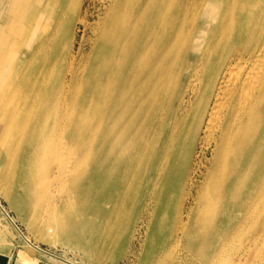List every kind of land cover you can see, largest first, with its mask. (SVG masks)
Returning <instances> with one entry per match:
<instances>
[{
    "label": "bare ground",
    "instance_id": "1",
    "mask_svg": "<svg viewBox=\"0 0 264 264\" xmlns=\"http://www.w3.org/2000/svg\"><path fill=\"white\" fill-rule=\"evenodd\" d=\"M83 1L0 0L1 194L95 261L91 219L145 227L151 264H264V0H102L77 60Z\"/></svg>",
    "mask_w": 264,
    "mask_h": 264
},
{
    "label": "rangeland",
    "instance_id": "2",
    "mask_svg": "<svg viewBox=\"0 0 264 264\" xmlns=\"http://www.w3.org/2000/svg\"><path fill=\"white\" fill-rule=\"evenodd\" d=\"M84 1V3H82L83 5L81 7L80 15L88 23L79 24V28L77 29L74 38L75 40H73L72 44V55H76L77 57L75 56V58L77 60H80L84 55L89 56L92 53L90 51L93 50V39L96 36V29L98 28V24L104 19L102 16H105V9L102 6V0ZM96 15H98V18L95 17ZM208 154L210 157V153ZM197 177V179H199L200 175H197ZM0 200L9 210L10 214L17 220L21 229L29 235L34 242L38 243L44 249L51 250L64 257L72 258L80 264H151V262H153V259H151L152 256L149 254V244L146 234L147 230L145 227L138 229V231L130 235L123 234V231L117 232L113 225L103 222L102 220H89V229L92 236L97 238L101 237L103 240L102 244L105 245L104 253L101 255V258L95 261L85 250L66 240L55 239L49 241L40 238L39 233L29 226L25 216H22L18 210L13 208L11 202L1 194V192ZM242 215L243 212L240 214V220H242ZM0 231V243L7 242L8 245L12 247L14 246L10 252L12 255L10 264H64L61 261L49 258L48 256L46 257L40 251L28 245L26 241L21 238L18 231L15 230L3 216L1 210ZM241 234L247 235L242 241L245 245L248 242L252 243L255 240H257V244H262L264 240V228L251 230L250 227H246ZM242 252L243 251H240V264H252V259L247 255H243L244 252L243 254Z\"/></svg>",
    "mask_w": 264,
    "mask_h": 264
},
{
    "label": "water",
    "instance_id": "3",
    "mask_svg": "<svg viewBox=\"0 0 264 264\" xmlns=\"http://www.w3.org/2000/svg\"><path fill=\"white\" fill-rule=\"evenodd\" d=\"M9 258L7 256H0V264H8Z\"/></svg>",
    "mask_w": 264,
    "mask_h": 264
},
{
    "label": "crops",
    "instance_id": "4",
    "mask_svg": "<svg viewBox=\"0 0 264 264\" xmlns=\"http://www.w3.org/2000/svg\"><path fill=\"white\" fill-rule=\"evenodd\" d=\"M0 256H1V255H0ZM9 262H10V261H9ZM10 263H11V262H10ZM10 263H9V264H10Z\"/></svg>",
    "mask_w": 264,
    "mask_h": 264
}]
</instances>
